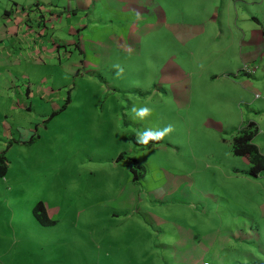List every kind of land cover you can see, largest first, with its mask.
Here are the masks:
<instances>
[{"label":"rangeland","instance_id":"374dc122","mask_svg":"<svg viewBox=\"0 0 264 264\" xmlns=\"http://www.w3.org/2000/svg\"><path fill=\"white\" fill-rule=\"evenodd\" d=\"M174 2L167 0L165 5L168 23L173 18L182 21L192 15L189 22L194 25L204 23L210 16L207 1L203 8L197 0H185L183 6ZM180 8L185 9L183 17ZM235 8V12L231 8L225 28L232 40L237 33L234 22L246 31L260 29L251 17L264 15V7L236 2ZM246 14L251 21L235 18ZM162 34L167 37L169 51L178 52L173 59L175 65L194 72L206 67L207 63L191 62L188 55L183 62V46L175 44L170 33ZM161 50L154 39L142 48L146 53ZM169 57L170 54H159L136 59L130 74L137 80L135 88L126 81L115 91L105 85H88L89 103L99 99L107 102L98 107L110 111L112 118L109 124H102L104 130L94 123L95 116L87 118V125L82 123L80 130V113L90 114L92 108L72 105L50 122L48 129L41 126L42 118L32 113L31 118L40 121V137L32 146L11 144L4 148L0 142L8 160V172L0 177V264H157L161 260H155L151 253L168 256L169 251L164 250L166 240L171 239L168 234L180 238L177 228L183 232L184 264H191L186 260L188 253L198 257V264H264V170L251 176L250 164L230 148L232 137L254 121L258 133L253 141L264 154V57L263 66L259 60L242 62V71L250 75L242 78L251 84L240 90L238 100L234 90L229 99L225 98V102H238L230 115L216 114V106L210 102L218 96L211 93L212 99L208 98L206 88L187 89L184 94L190 99H184L181 90L159 91L154 84L149 85L147 78L150 76V83L152 75L156 76L152 59L164 63ZM116 76L120 79L122 75ZM149 92L152 97H140ZM145 107L150 114L141 117L139 111ZM14 116L24 128L28 127V115ZM169 126L172 131L163 139H151V146H134L144 140L145 133L160 132ZM81 134L87 143L79 139ZM94 138L100 141L93 142ZM169 178L177 181L178 187L170 196L157 198L153 191L160 190ZM116 189L120 193L118 206L110 201L111 191L115 193ZM123 189L132 190L134 200L122 201ZM38 201L44 202L54 224L42 226L33 217L32 209ZM175 209H180L183 216L177 218ZM148 225L160 227L164 235L157 237L147 234L149 230L144 234L135 230ZM121 228L133 229L136 234L128 235L122 230L120 235H108ZM155 237L161 247L154 244Z\"/></svg>","mask_w":264,"mask_h":264},{"label":"crops","instance_id":"0c3cea01","mask_svg":"<svg viewBox=\"0 0 264 264\" xmlns=\"http://www.w3.org/2000/svg\"><path fill=\"white\" fill-rule=\"evenodd\" d=\"M205 1L210 16L204 23L192 25L193 23L189 22L193 19L192 15L182 21L173 18L174 21L168 23L165 6L167 0H0V142L4 144V148L11 147V144L32 146L35 139L40 137L37 131L40 121L31 118L32 113L42 118L41 126L48 129L49 123L72 105L84 109L90 105L92 108L90 114H84V111L80 113L78 118L80 130L83 128L82 123L86 126L87 118L92 120V116L97 118L94 123L100 124L104 130L102 124H109L112 118L110 111L105 112L98 107H102L107 102L99 99L97 102L89 103L88 85L91 84L96 88L105 85L115 91V88L126 81L135 88L138 85L137 80L130 76L135 60L138 58L145 60L146 56L150 59L151 56L157 57L159 54L164 56L170 54L171 57L164 63H159L158 58L154 61L152 59L155 65L153 74L156 76L152 75L150 83V76L147 78L149 85L154 84V88L159 91L166 88L181 90L184 99H190L184 94L187 89L192 91L195 87L197 91H202L206 88L210 93L208 98L212 99L211 93H216L220 97L210 102L216 106V114L230 115L233 105L236 107L238 102H225V98L229 99L230 91L234 90L238 100L237 97L241 95L240 90H246L248 84H251L246 79L250 78V75L242 71V62L259 60V64L263 66L264 15H253L252 21L249 14L241 18L235 15L236 19L243 22L250 20L257 23L260 29L250 28L246 31L234 22L233 29L238 34V36L235 34L234 40L229 33L226 34L225 28L230 21L228 18L231 8L233 7L234 12L236 10V2L264 7V0H197L198 6L203 8ZM174 3L183 6L185 0H175ZM179 12L182 17L186 15L183 8H180ZM207 23H209V32H213L210 35H205L209 34L206 32ZM162 32L170 33L173 42L183 46L180 54L183 62L188 55L191 62L207 63L206 67L204 65L199 71L194 72L175 65L173 59L177 58L178 52L169 51L166 44L167 37ZM153 39L156 45L162 48L161 52H142L143 45L152 42ZM199 44L201 46H198ZM234 59L235 62L232 63ZM257 71L258 68L255 72ZM117 74L122 75L120 79ZM77 91L80 94H77ZM227 92L228 94L225 95ZM150 94L149 92L140 97L150 98L152 97ZM102 96L101 93L100 97ZM73 102L75 103L72 104ZM97 108L99 111H96ZM14 114H22L24 117L28 115V127L24 128ZM116 119L118 121V116ZM254 124L257 127L256 122ZM115 129H118L117 126ZM110 130L113 131L114 126L110 127ZM79 139L87 143L85 135L81 134ZM151 139L149 138L147 143L143 141L134 143V146L144 147L148 143V146H151ZM91 140L100 141L95 138ZM109 147L110 145L107 144V148ZM4 148L0 147V153L4 151L5 154ZM258 148L264 155L259 146ZM118 157L121 158L122 155L119 154ZM242 157L248 162L245 156ZM6 164L8 167V160ZM130 170L133 169L130 167ZM177 187L178 182L169 178L165 185L160 190H154L153 194L157 198L166 195L168 197ZM122 192V201L134 200L135 194L132 190L123 189ZM149 193L153 195L151 191ZM119 194L117 189L115 193L111 191L113 198L110 201L112 203L115 201L117 206ZM145 203L148 205L147 200ZM44 206L48 218L50 212L46 205ZM175 211L177 218L183 216L180 209ZM124 215L129 217L130 214ZM159 228L148 225V227L139 226L135 230L143 232L142 234L149 230L147 234L160 237L164 235V231ZM122 230L128 235L136 234L133 229L121 228L110 231L108 235L114 232L120 235ZM167 232L165 230V234ZM176 232L180 235L179 239L168 234L171 239L167 238L168 244L164 248L165 251H169L168 256H156V253H151L155 260L157 258L161 260L157 264H172L171 262L184 264V242L183 237L181 238L183 232L178 228ZM158 240L156 239L154 244L161 247ZM149 247V245L145 247L147 250L144 253ZM186 250L190 252L188 248ZM142 256L148 255L142 254ZM186 260L191 264L199 263L198 257L192 253L187 254ZM148 261L154 262L150 259Z\"/></svg>","mask_w":264,"mask_h":264},{"label":"trees","instance_id":"16d2710c","mask_svg":"<svg viewBox=\"0 0 264 264\" xmlns=\"http://www.w3.org/2000/svg\"><path fill=\"white\" fill-rule=\"evenodd\" d=\"M257 132V127L254 122H248L245 127H242L231 140V151L236 156H245L250 164L249 174L258 176L264 170V155L259 151L258 146L253 141ZM157 141V140H156ZM4 151L0 153V177H4L7 172V164ZM45 204L41 201L37 202L32 209L35 219L41 225H49L54 221L49 220L45 215Z\"/></svg>","mask_w":264,"mask_h":264},{"label":"clouds","instance_id":"9594fccd","mask_svg":"<svg viewBox=\"0 0 264 264\" xmlns=\"http://www.w3.org/2000/svg\"><path fill=\"white\" fill-rule=\"evenodd\" d=\"M150 114V109L148 108H143L139 111V115L141 117H145L147 115ZM172 131V128L171 126L165 128L163 131H160V132H156V133H152V132H147L145 133V138L143 140L144 143H147L148 142V138H152V139H163V137L166 135V133H169Z\"/></svg>","mask_w":264,"mask_h":264}]
</instances>
